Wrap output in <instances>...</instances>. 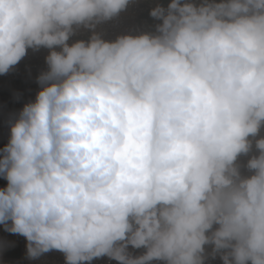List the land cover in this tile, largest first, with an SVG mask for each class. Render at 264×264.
<instances>
[{
  "label": "clouds",
  "instance_id": "9594fccd",
  "mask_svg": "<svg viewBox=\"0 0 264 264\" xmlns=\"http://www.w3.org/2000/svg\"><path fill=\"white\" fill-rule=\"evenodd\" d=\"M53 253L264 264V0H0V264Z\"/></svg>",
  "mask_w": 264,
  "mask_h": 264
},
{
  "label": "built area",
  "instance_id": "2783aa9c",
  "mask_svg": "<svg viewBox=\"0 0 264 264\" xmlns=\"http://www.w3.org/2000/svg\"><path fill=\"white\" fill-rule=\"evenodd\" d=\"M27 62L30 63L33 66V69L35 70L37 67L42 65V57H40V56L30 57ZM22 248H23V241L21 239V250H22ZM60 259L61 258L59 256V254H57V253H53V254L49 255L48 257H46V260L49 262V264H52V262H55V261H59ZM99 264H105V262L102 261V262H99ZM112 264H115V262H112Z\"/></svg>",
  "mask_w": 264,
  "mask_h": 264
}]
</instances>
